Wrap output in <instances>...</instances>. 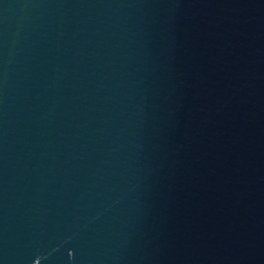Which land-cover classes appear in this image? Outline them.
I'll list each match as a JSON object with an SVG mask.
<instances>
[{"label": "water", "instance_id": "obj_1", "mask_svg": "<svg viewBox=\"0 0 264 264\" xmlns=\"http://www.w3.org/2000/svg\"><path fill=\"white\" fill-rule=\"evenodd\" d=\"M0 264H264V0H0Z\"/></svg>", "mask_w": 264, "mask_h": 264}]
</instances>
